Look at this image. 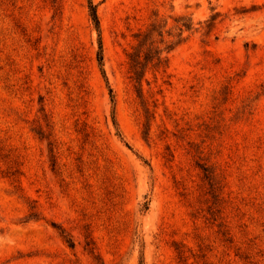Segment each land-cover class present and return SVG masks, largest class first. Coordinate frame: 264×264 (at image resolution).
I'll list each match as a JSON object with an SVG mask.
<instances>
[{
	"label": "rangeland",
	"instance_id": "obj_1",
	"mask_svg": "<svg viewBox=\"0 0 264 264\" xmlns=\"http://www.w3.org/2000/svg\"><path fill=\"white\" fill-rule=\"evenodd\" d=\"M92 2L107 83L88 0H0V264H264V0Z\"/></svg>",
	"mask_w": 264,
	"mask_h": 264
},
{
	"label": "trees",
	"instance_id": "obj_2",
	"mask_svg": "<svg viewBox=\"0 0 264 264\" xmlns=\"http://www.w3.org/2000/svg\"><path fill=\"white\" fill-rule=\"evenodd\" d=\"M88 11L90 19L98 32V52H97V61L101 71L103 78L107 83V78L105 71L103 69V54H102V42L100 38V23L97 15V5L92 2V0H88ZM177 41L175 43L165 41L164 39V31L160 24L151 23L149 28L144 31L139 32L136 35L137 44L132 50L127 54V58L129 61V73L130 79L136 84L138 95L141 96V83L144 79L145 72L147 69H152L154 71H163L168 67V58L163 53L171 51L174 46L180 43L183 38L182 34L185 31H190L192 29V23L189 21H183L177 27ZM168 36H171L170 32H167ZM158 37V40L155 39ZM163 45V46H161ZM109 96L112 104H114V94L113 90L110 86H108ZM145 114H148L147 108H145ZM40 137H46L43 132H38ZM51 145V143H49ZM52 153V148H49ZM53 157V156H52ZM54 166V160H52ZM200 168L204 171L205 177L210 181L212 187L215 188V177L213 172L208 170L207 168L200 166ZM64 232H61L63 238H65L69 247H73V242L70 238H67L66 235H63ZM92 253L91 250H89ZM97 260L98 256H94Z\"/></svg>",
	"mask_w": 264,
	"mask_h": 264
}]
</instances>
